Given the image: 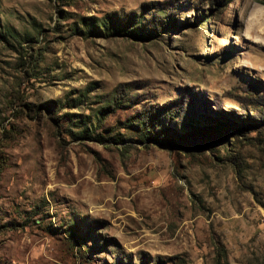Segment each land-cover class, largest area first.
Masks as SVG:
<instances>
[{
  "label": "rangeland",
  "instance_id": "1",
  "mask_svg": "<svg viewBox=\"0 0 264 264\" xmlns=\"http://www.w3.org/2000/svg\"><path fill=\"white\" fill-rule=\"evenodd\" d=\"M260 262L264 0H0V264Z\"/></svg>",
  "mask_w": 264,
  "mask_h": 264
},
{
  "label": "trees",
  "instance_id": "2",
  "mask_svg": "<svg viewBox=\"0 0 264 264\" xmlns=\"http://www.w3.org/2000/svg\"><path fill=\"white\" fill-rule=\"evenodd\" d=\"M87 25L88 26H92V25L94 26V24L92 22H90V21H89V23H87ZM101 26H102V30L104 31L105 35H108V33H111V31H118V29L121 28L120 26H119V28L113 26L111 24V22H107V24L103 23ZM138 29L139 28H137V30ZM90 31H91V29L89 27L87 29V31H86L85 34L89 33ZM130 33H132L133 36H138L139 35V34L133 32V31H130ZM10 36H12L13 38H15V36H13L12 34H10ZM109 105H110L109 103H106L105 108L102 109L103 110V112H101L102 113L101 114L102 116H104L106 113H108V111L111 110V108H109ZM116 105L117 104H114V106H116ZM143 119H145V118L137 117L134 120L136 124L138 123V127L136 129H137L139 135L142 136V137H144V138H146V136H152V139H156V141H158V139H159V141H164L165 138L162 137V136H160V133L158 131H154L153 132L152 131L153 130L152 127L149 128L150 126L148 127L147 126V122L146 121H143ZM86 132L87 131L84 129L82 133L85 134ZM89 135H91V134H89ZM96 136H97L98 139H101V135L100 134H96ZM112 139L114 141L118 142V141H121V136H120V134H118V135L114 136ZM260 264H264V262H260Z\"/></svg>",
  "mask_w": 264,
  "mask_h": 264
}]
</instances>
